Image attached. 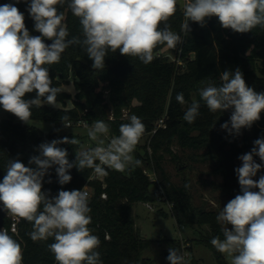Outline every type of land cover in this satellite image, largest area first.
<instances>
[{"label":"clouds","instance_id":"clouds-1","mask_svg":"<svg viewBox=\"0 0 264 264\" xmlns=\"http://www.w3.org/2000/svg\"><path fill=\"white\" fill-rule=\"evenodd\" d=\"M25 2L34 30L40 35H30L25 16L15 4L0 5V106L25 124L30 123L33 107L56 106L61 89L52 86L45 66L58 64L70 46L79 45L93 61L92 68L103 70L110 51L137 57L147 65L156 58L154 49L158 45L175 49L183 43L181 35L167 24L177 10L178 0H67V7L79 18L82 30V37L71 39L65 15L57 8L65 0ZM183 15L181 31L185 35L191 32L190 21L203 27L206 18L213 16L218 17L224 29L243 34L258 26L264 29V0H186ZM45 39L52 43L46 44ZM219 79L220 84L209 82L199 89L200 101L213 113L231 109L230 119L221 129L238 136L242 129H250L260 119L264 92L249 87L239 68L223 71ZM32 92L36 93L34 98L24 99L26 93ZM176 100L182 105L186 103L183 93H178ZM200 101L193 99L184 113V121L195 122L200 115ZM127 119L128 123L119 127L120 134L107 144L98 139L110 131L106 122L96 120L91 126L83 122L90 140H98L97 146L83 147L75 136L63 137L38 146L39 155L29 159V164L35 167H27L18 159H10L8 163L0 182V202L8 215L32 223L33 230L28 235L33 242L54 238L48 247L57 264H102L96 251L101 241L88 227L91 223L88 192L84 188L60 190L50 198L42 191L44 178L53 166L60 185L71 181L69 170L73 167L81 171L92 169L98 178H103L108 175L106 169L124 172L142 166L133 153L145 133V125L134 114ZM62 123L64 128H71L67 116ZM61 144L77 146L74 161L69 162L67 150L58 146ZM253 145L249 152L238 157L242 163L235 173L240 194L216 216L224 238L214 236L210 240L218 252L226 254L230 264H264V175L253 179L264 169V137L257 138ZM254 157H259L261 163ZM168 252L169 264H187L185 254L176 248L170 247ZM22 261L21 244L7 229L0 230V264H22Z\"/></svg>","mask_w":264,"mask_h":264},{"label":"trees","instance_id":"trees-1","mask_svg":"<svg viewBox=\"0 0 264 264\" xmlns=\"http://www.w3.org/2000/svg\"><path fill=\"white\" fill-rule=\"evenodd\" d=\"M15 4L25 16V26L30 35H40L34 30V21L27 12L28 3L25 0H0V5ZM58 11L65 15L69 36L82 37L79 18L72 15L67 7V0L63 6L57 5ZM184 15L177 10L169 18L167 24L172 31L181 35L183 43L177 45L179 51L177 57L182 59L181 64L171 60L156 58L145 65L139 58L123 56L117 52H109L105 57L103 70H94L93 61L79 46L73 45L62 54L58 64L46 65L49 76L52 78V86L60 88L56 101L65 103L67 97L72 99V107H55L44 104L40 108L31 109L32 119L51 121L53 127L48 132L42 131L36 126H28L19 121L11 114L7 118H0V182L7 171V166L12 160H20L27 167H35L29 164V159L39 155L38 146L41 143L51 142L54 139L70 137V134L60 133L62 118L67 116L69 121L84 120L91 125L96 120H103L109 125L111 137L118 136L119 127L122 123H128L127 117L138 116L145 125V133L151 131L154 120L166 111L169 132L159 128L155 133L148 134V147L143 146V152L135 151V159L142 161V166L135 169L118 172L106 169L108 175L104 177V185L101 180H90L92 169L78 170L73 167L69 170L71 181L66 185L58 183V177L53 166L49 174L45 176L42 191L47 192L49 197H55L60 190H82L85 184L91 189L89 207L91 223L88 227L101 241L96 249L100 253L102 264H153V259L143 256V250L148 247L152 240L143 237L135 227L132 215V206L135 202H155L159 196V190L172 202V215L180 225L193 224L196 221V211L191 207L190 196L185 185L177 186L169 180L161 166V156L156 152L163 148L171 152L170 144L176 139L184 148H200L209 146L217 135L221 144L227 146L224 155L231 164V178L233 198L240 194V186L234 166V158L245 151L249 152L253 142L264 134V111L261 117L243 136L241 145L238 144V136L223 133L218 129L223 118L231 114L232 110L215 113L209 111L200 101L199 89L209 82L220 84V74L225 70L239 68L244 75L246 84L258 93L264 92V29L259 26L248 33H235L231 29L221 27L218 17L206 18L205 25L201 27L195 22H189L191 32L185 35L181 31ZM163 27V24L161 25ZM74 81L75 92L73 96L66 93L61 84L69 78ZM105 90H107L105 92ZM183 93L185 101L192 103V96L200 101V115L192 124L183 120L186 109L176 100V95ZM35 92L26 93L24 99H32ZM124 110L127 111L124 115ZM163 134V135H162ZM68 152V160H75L76 153H72L70 144L58 145ZM257 163H261L259 157H254ZM154 165L155 171L161 181L158 189L155 181L150 179L145 168ZM264 175V169L257 173L253 179L258 180ZM51 179V183L47 181ZM258 191V189H253ZM105 193L106 196L102 197ZM232 198V199H233ZM1 205L2 202H0ZM42 210V209H41ZM163 214L167 212L160 210ZM10 215L5 218L4 225H9ZM231 228V225H228ZM32 223L19 219L16 232L9 231L17 242L21 244L23 261L22 264H57L54 254L48 245L54 242V238L33 242L28 235ZM214 236L223 239L221 227L217 222L198 238V242L210 247L213 251L216 264H228L223 254L218 252L210 243ZM107 237V238H106ZM170 247L179 249L180 243L176 240H165ZM191 251V246H187ZM168 262V249L161 252ZM192 264H197L194 260Z\"/></svg>","mask_w":264,"mask_h":264},{"label":"rangeland","instance_id":"rangeland-1","mask_svg":"<svg viewBox=\"0 0 264 264\" xmlns=\"http://www.w3.org/2000/svg\"><path fill=\"white\" fill-rule=\"evenodd\" d=\"M186 0H178V7L183 14V5ZM182 25V24H181ZM175 32V31H173ZM176 33V32H175ZM179 51L178 46L175 49L164 46L156 53V56L162 59L171 60L177 64L182 63V59L177 57ZM62 89L73 96L75 92L74 81L70 77L67 81L61 84ZM107 90H105L106 92ZM195 96H192L193 101ZM72 107L71 97H67L64 104L56 101L55 107ZM190 106V102L183 104V108L187 109ZM127 111L124 110V115ZM11 113L5 111L0 106V118H7ZM167 118V113L164 111L160 117ZM231 114L226 115L223 121L219 123L218 129L223 133H227L221 129V125L226 121H229ZM20 121V120H19ZM77 121H70L71 128H64L63 123L60 125V133L70 134L69 139L75 136L80 140L83 147H93L98 144L97 141H92L87 135V129L83 127V124H78ZM85 122V121H84ZM156 122L155 120L153 121ZM28 126H36L44 132H48L52 129L53 123L51 121H45L40 119L30 118ZM91 126V125H89ZM162 129L165 131L163 134L169 132L167 124ZM248 129H242L241 134L238 135V144L241 145L243 136L247 133ZM162 134V135H163ZM260 137H264L261 134ZM111 135L100 136L98 139H102L107 144L110 141ZM148 134L143 135L140 142L135 148V151L143 152V146L147 145L149 152L151 148L148 147ZM211 150L209 146H203L200 148H184L181 147L176 139H173L170 148L171 152L160 148L155 154L161 156V166L165 172V175L171 182L177 186L188 185L187 190L190 196L191 207L195 213V218L200 221H196L193 224L180 225L176 222L172 215V202L162 193L161 181L155 171L154 165L150 168H145L150 179L155 181V185L159 190V196L155 202H135L132 206V215L134 218L135 227L139 230L143 237L152 240V243L146 247L142 254L152 258L153 264H169L161 252L163 249H169L170 246L165 241L166 239L176 240L180 243V248L177 249L181 253L187 246H191L192 250L189 251V259L187 264H192L193 260L197 264H216L213 251L210 247L199 243L198 238L202 237L209 232L213 227V224L217 222L216 216L219 211L233 198V187L235 184L233 178H231L232 168L227 158L224 155V150L227 146L222 145L217 135H215L212 141ZM71 145V144H70ZM77 146L71 145L72 153H76ZM135 151L133 156L135 158ZM245 151L240 153L234 158V166H238L242 162L238 157L244 154ZM167 212V215L163 214L160 210ZM218 223V222H217ZM218 225L222 227L219 223ZM227 263L230 264V259L223 254Z\"/></svg>","mask_w":264,"mask_h":264},{"label":"built area","instance_id":"built-area-1","mask_svg":"<svg viewBox=\"0 0 264 264\" xmlns=\"http://www.w3.org/2000/svg\"><path fill=\"white\" fill-rule=\"evenodd\" d=\"M83 122H84V120H82V119H79L78 120V124H83ZM165 118H164V116L163 117H160L155 123H154V126H153V128L151 129V131L150 132H148L147 134H153V133H155L159 128H162V127H164L165 126ZM146 133H144V135H145ZM111 139V138H110ZM95 146H97V145H95ZM95 146H93V147H95ZM97 163H99L98 161H97ZM89 179L90 180H94V179H97V180H101V181H103V185H104V177L103 178H98L96 175H95V173H94V171L92 170V172H91V175H90V177H89ZM84 190L85 191H87L88 192V194H89V197H90V195H91V189H90V186L88 185V184H85L84 185ZM82 188V189H83ZM106 196V194L105 193H103L102 194V197H105ZM172 205V204H171ZM19 220V218H15V217H11V221H10V223H9V225H3L2 226V228H1V230H3V229H7V230H10V231H12V229L13 228H15V231L14 232H16V226H17V221ZM13 232V231H12ZM189 246V245H188ZM187 249V248H186ZM182 253L183 254H185V256H186V260L187 259H189V251H188V249L187 250H183L182 251Z\"/></svg>","mask_w":264,"mask_h":264},{"label":"water","instance_id":"water-1","mask_svg":"<svg viewBox=\"0 0 264 264\" xmlns=\"http://www.w3.org/2000/svg\"><path fill=\"white\" fill-rule=\"evenodd\" d=\"M38 33H39V32H38ZM174 33H175V32H174ZM33 36H35V35H33ZM44 42H45L46 44H51V43H52V41L47 40V39H45ZM163 47H164V46H160V45H158L157 48L154 49V51L159 52L160 49L163 48ZM66 52H67V49H66V51H65L63 54H65ZM7 216H8V214H7V212L4 210L3 205L0 204V230H1L2 226L4 225V221H5V218H6Z\"/></svg>","mask_w":264,"mask_h":264}]
</instances>
